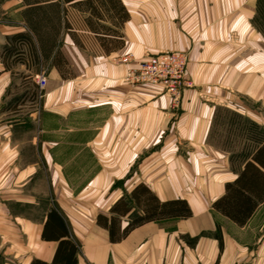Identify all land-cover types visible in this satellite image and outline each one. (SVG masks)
I'll use <instances>...</instances> for the list:
<instances>
[{
  "label": "crops",
  "instance_id": "1",
  "mask_svg": "<svg viewBox=\"0 0 264 264\" xmlns=\"http://www.w3.org/2000/svg\"><path fill=\"white\" fill-rule=\"evenodd\" d=\"M2 1L7 13L15 5L19 26L0 23V51L8 37L28 31L23 0ZM80 1L85 0L63 3L70 28L62 29L56 49L68 69L48 60L39 110L26 117L0 115V264L53 260L59 241L42 238L53 209L79 245L77 264H264V200L244 225L214 208L226 183L239 175L230 150L210 141L218 108L264 127V34L254 23L257 0H118L125 19L93 16L92 9L77 7ZM89 17L104 32L91 29ZM103 36L118 45L106 50ZM172 50L189 52L190 86L180 108L171 105L161 84L127 83L128 65L118 59L129 52L142 58ZM17 68L35 70L32 64ZM14 70L0 53V102ZM25 131L30 139H17ZM32 148L36 157L28 159L25 150ZM68 162L77 163L76 173L68 171ZM43 169L55 202L41 220L15 215L9 201L26 200L13 192H23ZM71 177L86 179L75 189ZM140 183L161 202L185 199L192 215L149 221L112 242L97 217L114 215L111 207ZM134 210L115 215L122 229Z\"/></svg>",
  "mask_w": 264,
  "mask_h": 264
},
{
  "label": "trees",
  "instance_id": "2",
  "mask_svg": "<svg viewBox=\"0 0 264 264\" xmlns=\"http://www.w3.org/2000/svg\"><path fill=\"white\" fill-rule=\"evenodd\" d=\"M71 1L23 0L22 16L28 26V31L16 33L7 38L8 43L1 53L5 66L10 67L7 63L16 55V60L19 59L22 62H26L28 59L34 61L51 59L54 65L63 71L66 61L62 53L56 48L62 29L70 28L67 19L64 17L67 9L63 3ZM97 1L98 3L101 2V5L103 4L104 12L101 11V8L93 7L92 0L77 2V7L83 10L92 9L93 16L98 18L115 19L122 17L125 19V10L119 5L118 0H106L109 6L114 8V15L110 13V9L105 7L104 0ZM256 4L257 13L254 23L259 31L264 34V0H257ZM94 21L93 17L87 19L91 29L96 32L99 25L95 24ZM101 39L105 40L103 45L106 50L114 49L119 42L113 39L107 40L105 36ZM17 44L23 46L19 51L16 49ZM221 112L230 114L229 133L231 131L239 133L245 143L242 149L230 151L232 153L230 161L233 168L238 170L239 176L232 182L226 183V193L219 197L213 206L228 218L244 225L264 200V127L229 108L217 109L213 118L214 126L219 121L218 117H220ZM224 148L229 150L227 145ZM130 193L119 198L111 207V212L114 215L109 217L100 214L97 217V222L109 230L112 242H120L135 227L149 223V221L177 217L189 218L192 215V208L185 199L178 198L161 202L156 194L143 183L136 185ZM134 207L135 210L132 213L130 223L122 229L120 218L115 215H126ZM44 224L42 238L47 241H59L55 256L50 263L36 258L30 264H77L79 245L71 237L68 225L60 213L55 209L49 211ZM220 239L222 240L221 236ZM192 240L196 241L197 238Z\"/></svg>",
  "mask_w": 264,
  "mask_h": 264
},
{
  "label": "rangeland",
  "instance_id": "3",
  "mask_svg": "<svg viewBox=\"0 0 264 264\" xmlns=\"http://www.w3.org/2000/svg\"><path fill=\"white\" fill-rule=\"evenodd\" d=\"M3 1L0 0V23L7 25L8 27H14V26H19L18 25V18H19V11H15V5L10 4L8 6L11 9H14V11H11L10 13H7L4 11V4L2 3ZM103 24L99 25L97 28L100 31L104 32V28L102 27ZM75 34H80V36L83 38L84 42L87 41L88 44H91L90 37H87L88 35L83 34V33H75ZM78 36V35H76ZM79 36V37H80ZM8 43V41H7ZM6 43V44H7ZM90 46V45H89ZM22 44H17L16 49L17 51L21 50ZM4 47H2L0 53H3ZM15 49V47H14ZM16 55L13 56L12 59L9 60L7 63L10 67L13 66L16 70H14V79L13 83L7 88L5 93L3 94L2 101L0 102V115L3 114V117H26L28 113L31 110H39L40 104L45 98V88L41 91L38 83H37V78L34 76V72H38V75L41 74L42 72H45V75L47 76L48 79V74H49V65L48 61L46 60H40V61H34L31 59H28L26 62H22L21 60H16ZM26 64L30 65L32 64L33 67H35V70L31 71H26V70H20L17 67H19L20 64ZM64 70L68 69L66 65H64ZM32 68V67H31ZM33 71V73H32ZM38 77V76H37ZM189 81V80H188ZM190 86V82L187 86L184 87L187 88ZM183 89V90H184ZM182 90V91H183ZM40 92V93H39ZM184 93V91H183ZM175 107V106H173ZM175 107V108H180ZM230 114L226 112H221L220 117H218L219 121L215 126H213V129L211 131V136H210V141L211 143L215 145H219L221 147H228L230 151L232 150H239L243 148V144L245 143L244 139H242L239 136V133L237 132H232L229 133L228 128H229V123H230ZM32 136V133L29 132L27 133L26 131L23 132V134H18L17 139H26ZM228 143V144H227ZM64 152V156H67V152ZM26 156L28 159H33L36 157L35 150L32 149H27L25 150ZM81 163V162H79ZM67 165L70 167L68 170L69 172L75 171V173L78 171L77 170V163L73 162H68ZM79 167V166H78ZM76 169V170H75ZM13 171L12 175H14ZM43 172V173H42ZM47 173L46 170L43 169L41 170V173L39 172L37 176L33 178L30 182H27L26 188L23 192L15 193L13 192V195H17L16 197L23 198L22 202L25 201V204H22L21 201L20 203L17 202L16 200L9 201L12 209L15 211L16 214H22L26 217H29L30 219H38L41 220L43 216H45L46 211L48 210V207L55 202V197L56 195L52 194V189L50 186V181L46 179ZM86 178L84 177H71L67 178L69 180L70 184L76 189H79V187L84 183ZM20 183V182H19ZM10 183H8V189L10 188ZM13 188H17L19 186H15L14 184L12 185ZM10 191V190H9ZM8 196L10 195V192H8ZM33 201L34 203H30Z\"/></svg>",
  "mask_w": 264,
  "mask_h": 264
},
{
  "label": "built area",
  "instance_id": "4",
  "mask_svg": "<svg viewBox=\"0 0 264 264\" xmlns=\"http://www.w3.org/2000/svg\"><path fill=\"white\" fill-rule=\"evenodd\" d=\"M118 59L121 63L128 65L124 77L127 83L134 85L161 84L171 97V105L179 107L183 98L182 90L189 84L186 77L189 52L161 51L158 54H146L142 58H137L132 52H129ZM36 81L42 91L48 83L45 72L39 74Z\"/></svg>",
  "mask_w": 264,
  "mask_h": 264
}]
</instances>
